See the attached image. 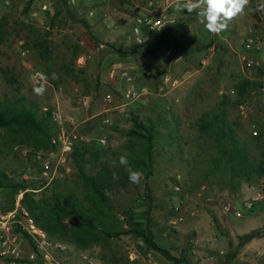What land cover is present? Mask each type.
I'll list each match as a JSON object with an SVG mask.
<instances>
[{
	"label": "rangeland",
	"instance_id": "374dc122",
	"mask_svg": "<svg viewBox=\"0 0 264 264\" xmlns=\"http://www.w3.org/2000/svg\"><path fill=\"white\" fill-rule=\"evenodd\" d=\"M145 1L102 0L91 5L87 0H67L61 5L58 0H0V18L5 19L7 31L0 43V98L23 96L42 110L51 108L58 131L55 150L17 147L4 163L5 171L19 183L71 179L75 169L70 152L82 146L108 149L111 165L119 166V157L133 144L128 135L131 117L143 123L151 120L161 134L154 144L153 175L142 177L139 184L130 183L114 199L133 214V220H127L130 227L149 229L155 242L177 261L150 256L152 251L130 234L115 239L106 253L134 264H202L206 255L215 254L214 238L220 235L231 242L230 229L264 233V201L258 212L242 211L253 190L243 184L239 192L231 193L225 189L226 178L208 176L204 180L209 167L204 160L214 149L198 135L196 124L203 112L225 100L226 119L236 124L248 153L259 156L264 89L259 71L246 68L249 54L243 40L251 34L264 39V14L249 11L231 21L226 31L214 34L193 12L173 31L149 34L144 44L137 45L131 27L143 13ZM259 3L264 0H250V8ZM91 9L95 15L88 17ZM165 35L168 44L158 46ZM47 53L45 60L42 56ZM116 60L132 67L134 88L145 89L146 94L133 102L122 98L125 82L109 76ZM164 78H168L165 85ZM241 84H245L243 93L237 89ZM41 86L46 90L38 95L35 89ZM106 95L111 96L110 102L103 101ZM171 130L178 134L172 133L174 142L169 144ZM65 144L70 151H63ZM261 183L260 188L253 187L256 192H264ZM34 195L38 197L37 192ZM176 217L182 220L173 224ZM18 241L26 252L31 250L26 235L19 234ZM52 241L66 246L65 252L54 253L66 264H102L98 248L81 251L68 241ZM235 255L231 245L225 257L233 260ZM244 257L237 261L264 262L252 250ZM0 264L9 262L0 258Z\"/></svg>",
	"mask_w": 264,
	"mask_h": 264
},
{
	"label": "trees",
	"instance_id": "16d2710c",
	"mask_svg": "<svg viewBox=\"0 0 264 264\" xmlns=\"http://www.w3.org/2000/svg\"><path fill=\"white\" fill-rule=\"evenodd\" d=\"M67 0H58L63 5ZM176 27V26H175ZM172 27L166 31H173ZM160 32L161 34L166 32ZM7 35L4 18H0V43ZM40 37V36H39ZM165 35L158 46L169 42ZM40 43L41 37H40ZM42 46V45H40ZM42 55V54H41ZM44 55V54H43ZM48 60V53L42 56ZM237 89L245 92V84ZM226 101L217 104L215 109L203 112L197 119L198 135L204 137L214 149V153L204 162L209 163L204 175L226 178L225 189L231 193L239 192L242 185L260 188L264 181V132L257 138L261 152L258 157L248 153L245 144L236 133V124L226 119ZM132 129L128 132L133 144L125 154L134 170L140 171L144 179L153 175V150L156 139L161 136L151 120L146 123L131 117ZM57 125L51 108L42 110L23 96H4L0 98V187L2 211L14 208L15 198L24 192L22 205L29 212L34 225L52 239L65 240L74 244L77 250H101L99 260L102 264H134L112 253H106L115 239L123 235L139 238L146 250L160 254L166 261L177 260L170 252L159 246L149 229H138L127 224L133 220L129 210H123L115 203V193L130 184L128 173L110 163L108 149L82 146L70 152L75 174L71 179H55L50 184L40 181L14 182L6 174L5 162L15 155L16 148L30 147L38 152H49L57 148ZM169 132L167 142L174 138ZM124 154V155H125ZM119 179L113 180L112 173ZM38 194L35 198L34 194ZM128 220V221H127ZM127 226L126 230L124 226ZM232 243L229 241V247ZM227 257L226 264L229 262Z\"/></svg>",
	"mask_w": 264,
	"mask_h": 264
},
{
	"label": "built area",
	"instance_id": "2783aa9c",
	"mask_svg": "<svg viewBox=\"0 0 264 264\" xmlns=\"http://www.w3.org/2000/svg\"><path fill=\"white\" fill-rule=\"evenodd\" d=\"M101 1L87 0L91 5H97ZM181 2H186V0H181ZM174 3L175 0H146L143 13L136 16L132 23L131 38L133 42L137 45H142L149 34L160 33L178 26L182 18L186 17L188 13L187 10L184 12H175ZM94 15L95 11L93 9L88 11V17ZM243 45L245 51L249 54L246 61V68L249 70L257 69L259 71V82L261 88L264 89V39L259 35L251 34L243 40ZM131 68L125 66L123 61L116 60L111 64L109 69L111 79L125 82V86L121 89V96L127 102H133L141 95L146 94L145 89L134 88V81L129 71ZM167 82L168 78H164V85ZM164 85L160 87L161 90ZM103 101L110 102L111 96L106 95ZM100 143L104 144L105 140L101 139ZM70 148V145L65 144L63 151L68 152L71 150ZM22 199L23 192H20L14 203V208L6 212L2 211L0 206V258L8 261L9 264H66L54 255L55 252H65L66 246L60 242H53L43 231L34 225L29 212L22 205ZM260 201H264V192L257 191L245 202L242 211H252L255 204ZM237 216H241V212H237ZM181 220V217H176L172 223L176 224ZM19 234L28 237L31 245L30 251L26 252L19 243ZM255 254L258 258L264 260V251H257ZM88 264L96 263L89 262ZM202 264H215L214 256L207 255L203 259Z\"/></svg>",
	"mask_w": 264,
	"mask_h": 264
},
{
	"label": "clouds",
	"instance_id": "9594fccd",
	"mask_svg": "<svg viewBox=\"0 0 264 264\" xmlns=\"http://www.w3.org/2000/svg\"><path fill=\"white\" fill-rule=\"evenodd\" d=\"M175 12H184L188 14L196 12L200 24H203L207 31L219 34L228 29L231 21L245 15L249 11H257L264 13V3H259L252 9L250 8V0H175ZM53 78H57L53 74ZM46 89L41 86L35 89L38 95H42ZM119 164L124 167L128 173L130 183L139 184L142 178L140 171L134 170L128 162L127 155L119 157ZM112 179H119L117 173H112Z\"/></svg>",
	"mask_w": 264,
	"mask_h": 264
},
{
	"label": "crops",
	"instance_id": "0c3cea01",
	"mask_svg": "<svg viewBox=\"0 0 264 264\" xmlns=\"http://www.w3.org/2000/svg\"><path fill=\"white\" fill-rule=\"evenodd\" d=\"M188 15L190 16V14H188ZM188 15L186 17H189ZM246 187H247V190H249V191L253 190V195L256 193V191L253 187H248V186H246ZM242 192H244V189L242 190ZM261 202L262 201L256 203L253 210L250 212L251 213L253 211L258 212L260 209V206H261L260 205ZM252 233L253 232L249 229H246L242 233H235L234 230L230 229L229 239L231 240L232 246L235 248L237 255H235V257H234L235 260L234 259L232 260V258H229V262L226 264H248L247 262H249V261L239 263V261H237V260H243L245 258L244 257L245 254L248 252V250H252L254 253H256L257 251H264V249H260L261 247L264 248V233H258V234H252ZM240 237H243V238L245 237V238L243 239ZM239 238H240V241L238 242ZM213 240H214V242L211 244V246H212V248H214L215 254H210V255H213L215 263L216 262L218 263V261L221 260L223 257L224 258L229 257V256L225 257V255L227 254V252L229 250V240L227 238L220 236V235L217 238H214ZM153 254L160 255V254L153 252V251L149 255L153 256ZM246 259H244V260H246Z\"/></svg>",
	"mask_w": 264,
	"mask_h": 264
}]
</instances>
